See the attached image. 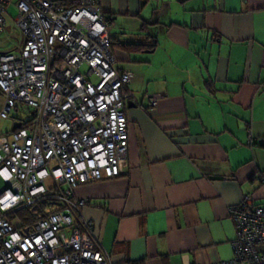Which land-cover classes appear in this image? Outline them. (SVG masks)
Instances as JSON below:
<instances>
[{"label": "crops", "instance_id": "crops-1", "mask_svg": "<svg viewBox=\"0 0 264 264\" xmlns=\"http://www.w3.org/2000/svg\"><path fill=\"white\" fill-rule=\"evenodd\" d=\"M139 1L98 0L115 68L131 74L128 155L118 177L74 190L80 216L111 264L228 261L230 208L264 207V0ZM148 5L156 17L140 18Z\"/></svg>", "mask_w": 264, "mask_h": 264}, {"label": "built area", "instance_id": "built-area-1", "mask_svg": "<svg viewBox=\"0 0 264 264\" xmlns=\"http://www.w3.org/2000/svg\"><path fill=\"white\" fill-rule=\"evenodd\" d=\"M11 5L23 40L0 52V122L11 121L0 133V264H111L74 190L126 166L131 74L115 68L98 0H0V33ZM156 100L144 97L148 109ZM29 110L27 122L11 116ZM49 193L62 209L30 230L5 219ZM229 213L233 256L211 264H264V207L245 197Z\"/></svg>", "mask_w": 264, "mask_h": 264}, {"label": "rangeland", "instance_id": "rangeland-1", "mask_svg": "<svg viewBox=\"0 0 264 264\" xmlns=\"http://www.w3.org/2000/svg\"><path fill=\"white\" fill-rule=\"evenodd\" d=\"M157 7L156 5H154L153 7H150V5H148L145 9H143L140 13V18L142 17H149L150 14L153 15V17H156L157 11H152L153 8ZM162 11H164L163 9H161ZM138 9L136 10L137 13ZM165 12V11H164ZM155 13V14H153ZM18 13L16 11V9L11 5L7 8V15H6V22L5 25L3 27L2 32L0 33V52H14L16 46L22 42L23 38L21 35V32L19 31V29L15 26V22L14 20L16 19ZM148 15V16H147ZM139 18H136L134 16L128 17V18H124V19H119L117 18V21L115 22V29H133L135 28L138 24H139ZM81 73L85 74V69H81ZM2 101L0 98V107H1ZM30 111L28 112H22V111H18V112H13L12 113V117L16 118L18 120L21 121H29L31 116H30ZM11 129V121H6V122H0V133H6L8 131H10ZM5 188V184L2 183L0 181V190ZM7 221H9L7 219Z\"/></svg>", "mask_w": 264, "mask_h": 264}, {"label": "trees", "instance_id": "trees-1", "mask_svg": "<svg viewBox=\"0 0 264 264\" xmlns=\"http://www.w3.org/2000/svg\"><path fill=\"white\" fill-rule=\"evenodd\" d=\"M147 2L148 0H140V8L144 7ZM107 19L110 24L111 19ZM61 209L62 207L60 203L52 197V193H49L48 195L34 202L32 205L19 208L4 215V217L6 220H9L10 224L14 227L15 230L26 232L27 230H30L39 219L44 218L51 213L60 211Z\"/></svg>", "mask_w": 264, "mask_h": 264}, {"label": "water", "instance_id": "water-1", "mask_svg": "<svg viewBox=\"0 0 264 264\" xmlns=\"http://www.w3.org/2000/svg\"><path fill=\"white\" fill-rule=\"evenodd\" d=\"M19 126L17 124H14V128H18Z\"/></svg>", "mask_w": 264, "mask_h": 264}]
</instances>
